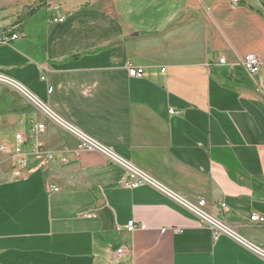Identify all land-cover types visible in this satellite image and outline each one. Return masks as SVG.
Masks as SVG:
<instances>
[{
  "label": "crops",
  "instance_id": "0c3cea01",
  "mask_svg": "<svg viewBox=\"0 0 264 264\" xmlns=\"http://www.w3.org/2000/svg\"><path fill=\"white\" fill-rule=\"evenodd\" d=\"M39 1L0 4V35H21L0 47L18 86L0 85V264H113L106 249L126 244L132 264H264L250 221L264 217V66H243L264 62L263 2L49 0L27 15ZM38 123L41 153L16 179L14 137ZM125 167L156 187H120ZM160 189L205 200L233 235L215 239Z\"/></svg>",
  "mask_w": 264,
  "mask_h": 264
},
{
  "label": "built area",
  "instance_id": "2783aa9c",
  "mask_svg": "<svg viewBox=\"0 0 264 264\" xmlns=\"http://www.w3.org/2000/svg\"><path fill=\"white\" fill-rule=\"evenodd\" d=\"M234 4H238L239 0H231ZM54 22H59L58 19H55ZM21 35L18 32L9 31L0 35V46L6 45L10 46L13 42L18 41ZM221 64H225V60L221 59ZM244 69L246 73L251 77H259L261 71L264 66V62L259 59L257 55H247L244 59L243 63ZM128 75L130 78L133 79H143L146 76L145 70L140 68H135L133 66L127 67ZM45 81V78H42ZM0 85L8 87L10 89H18V86L14 84L12 81L7 80L5 77L0 75ZM170 115L172 116H179L184 113L183 110H172L169 111ZM46 125L44 123H38L33 125L31 128L32 135H40L45 131ZM42 143L35 136L32 140H29L28 135L25 133H17L14 137V144L11 149V158L13 159L12 165V174L13 177L19 179L22 177V171L27 165V157L29 155H39L41 153ZM96 150L97 146L90 140H86L85 138H81L80 147L78 150ZM9 152V148L6 144H0V155H6ZM71 152L69 149H65V151L59 154L62 162L66 163L67 155ZM50 158L53 155H49ZM126 169V176L119 182V186L124 189H138L141 187L149 186V187H156V184L153 180L145 175L140 174L133 170L132 168L125 167ZM160 191L169 197H172L168 191L165 189H160ZM184 210L188 213L196 217L201 224L207 225L212 231L214 238L217 239L219 236L227 235L232 236V231L230 226L221 220L219 217L214 216L208 213L205 208L207 203L205 200H198L196 202H189L182 200L180 198L172 197ZM219 208L223 211L227 212V206L225 204H220ZM88 217H91V214H86ZM250 221L256 223L260 227H264V217L254 214L250 218ZM138 229L136 223L134 221H130L126 226V231L129 234L134 233ZM176 232L178 230H175ZM165 232V231H162ZM131 249V245H123L115 251H112L110 248L106 249V254L110 255L112 258L113 264H132L131 259L128 258V253Z\"/></svg>",
  "mask_w": 264,
  "mask_h": 264
},
{
  "label": "trees",
  "instance_id": "16d2710c",
  "mask_svg": "<svg viewBox=\"0 0 264 264\" xmlns=\"http://www.w3.org/2000/svg\"><path fill=\"white\" fill-rule=\"evenodd\" d=\"M48 0H40L39 2H37L36 3V5H38L39 7L38 8H42V7H45L46 5V2H47ZM262 2H263V4H264V0H261ZM37 9V8H36ZM36 9H34V8H30L29 9V13L27 14V15H30L32 12H34ZM26 20V17H23V18H21V20H19L18 21V23L16 24V26H20V25H22L23 24V22Z\"/></svg>",
  "mask_w": 264,
  "mask_h": 264
},
{
  "label": "rangeland",
  "instance_id": "374dc122",
  "mask_svg": "<svg viewBox=\"0 0 264 264\" xmlns=\"http://www.w3.org/2000/svg\"><path fill=\"white\" fill-rule=\"evenodd\" d=\"M48 1H49V0H48ZM48 1L46 2L45 5H47ZM2 3L5 4V3H6V0H0V4H2ZM0 6H1V5H0ZM38 7H39L38 5L34 4L33 7H31V8H34V9H36V8H37V9H40V8H38ZM45 7H46V6H45ZM42 8H43V7H42ZM12 29H13V28H12ZM12 29H11V31H13ZM0 47H1V46H0Z\"/></svg>",
  "mask_w": 264,
  "mask_h": 264
},
{
  "label": "bare ground",
  "instance_id": "6f19581e",
  "mask_svg": "<svg viewBox=\"0 0 264 264\" xmlns=\"http://www.w3.org/2000/svg\"><path fill=\"white\" fill-rule=\"evenodd\" d=\"M3 46H6V45H3ZM95 145H96V144H95ZM96 146H97V145H96ZM96 150H98V149H96ZM96 150L94 149V150H91V151H96ZM91 151H90V152H91Z\"/></svg>",
  "mask_w": 264,
  "mask_h": 264
}]
</instances>
